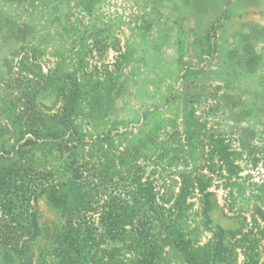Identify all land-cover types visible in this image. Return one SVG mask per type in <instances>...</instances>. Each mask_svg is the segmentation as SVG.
<instances>
[{"label": "rangeland", "instance_id": "374dc122", "mask_svg": "<svg viewBox=\"0 0 264 264\" xmlns=\"http://www.w3.org/2000/svg\"><path fill=\"white\" fill-rule=\"evenodd\" d=\"M0 15L25 23L30 31L28 49L15 55L21 43L5 39L0 29V154L16 142L4 112L20 94L15 78L41 80L46 88L39 100L55 111L61 103L56 85L69 81L71 73L83 88L100 92L104 104L92 111L91 97L83 101L77 118L82 156L97 161L107 151L118 168L124 162V168L137 169L171 202L181 175L201 174L214 192L211 226L225 228L233 243L246 234L259 235L264 227V70L247 71L239 55L244 32L264 26V0L0 1ZM211 43L217 49L209 53ZM22 58L36 76L20 68ZM187 66L202 71L184 81ZM228 89L225 100L221 95ZM106 134L112 139L97 138ZM25 148L31 149L30 161L70 177L69 150L57 159L44 142ZM221 149L227 150L229 163ZM188 202L186 220L203 224L198 189ZM39 207L44 224L63 221L61 211L45 199ZM200 234L202 242L212 235L201 229ZM46 244L44 236L39 238L36 252ZM237 251L241 264L242 248ZM169 263L183 260L173 252Z\"/></svg>", "mask_w": 264, "mask_h": 264}, {"label": "trees", "instance_id": "16d2710c", "mask_svg": "<svg viewBox=\"0 0 264 264\" xmlns=\"http://www.w3.org/2000/svg\"><path fill=\"white\" fill-rule=\"evenodd\" d=\"M0 1L9 5L26 0ZM0 23L5 39L11 36L21 43L13 54L28 49L25 45L30 31L25 23L16 24L10 16L2 15ZM211 37L208 35L209 41ZM238 48L241 50V45L235 49ZM215 49L217 43H211L207 51L212 53ZM242 50L239 57L244 69L253 71L260 66L264 70V52H260L264 51V26L251 25L244 32ZM20 62L22 70L36 76L27 61L22 58ZM201 71L187 66L184 81ZM67 77L69 81L56 85L61 103L55 111L39 100L46 85L35 78H27V82L22 77L15 78L20 94L4 107L15 127L16 142L12 150L4 147L0 154V264H170L173 252L183 264H237L238 247L244 255L241 264H264V245L260 247L264 227L257 237L246 234L238 240L242 242L233 243L230 239L234 236H229L225 228L211 226L210 197L214 192L208 190L209 184L201 174L181 175L179 192L171 202L159 195L153 181L143 180L137 169L124 168V162L118 168L115 157L107 151H102L97 161L82 156L77 149L83 140L77 118L84 109L83 101L91 97L92 111L103 110L104 104L100 92L93 94V90L83 88L85 85L74 74ZM229 95L228 89L221 98L227 100ZM29 133L32 136H26ZM97 138L112 139L110 134ZM40 139L57 159L69 150V178H61L55 166H41L29 160L31 149L25 147L43 144ZM220 151L228 162L227 150ZM196 189L200 192L203 224L186 220L192 204L188 199ZM40 199L61 211V223L44 224ZM200 229L211 231L208 241H201ZM43 236L47 244L36 252L34 244Z\"/></svg>", "mask_w": 264, "mask_h": 264}]
</instances>
